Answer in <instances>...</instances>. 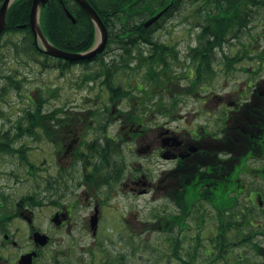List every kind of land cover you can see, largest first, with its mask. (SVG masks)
I'll return each instance as SVG.
<instances>
[{
  "label": "flooded vegetation",
  "instance_id": "1",
  "mask_svg": "<svg viewBox=\"0 0 264 264\" xmlns=\"http://www.w3.org/2000/svg\"><path fill=\"white\" fill-rule=\"evenodd\" d=\"M173 2H167L157 12L164 7L167 11ZM255 60L256 64L244 60L237 64L242 67L246 62L247 69L238 70L241 80L236 91L240 93L229 101L232 112L226 106L227 95L220 94L225 99L219 97L220 102L214 104L213 110H193L190 119H181L180 111L173 112L170 119L169 114L155 110L148 118L132 125L124 117L130 106L126 99L110 103V95L106 94L108 103L103 109H83L82 103L76 102L54 105L52 101L59 97L58 88L44 91L34 85L31 90L35 88L36 92L32 93L25 88L29 77L16 69L15 77L21 85L12 86V90L27 103L8 124L2 117L6 113L0 110L4 114L0 115L3 120L0 124V264H20L22 259L31 264H97L94 238L104 225L110 224V197L118 194L117 189L135 197L151 194L168 199L196 178L199 180L195 183L202 181L205 194L200 196L206 204L207 222L215 212V207L206 200L210 197V186L211 196L217 192L221 195L220 214L225 224L222 252L212 254L211 240L207 237L202 243L203 253L199 248L196 257L186 254L187 247L193 251L197 244L182 245L179 250L185 254H180V258L170 255L164 264H264L263 129L255 118L251 128L242 124L236 127L239 130L236 132L238 156L234 160L228 156L231 152L226 151L223 141L233 111L237 112L236 122L240 123L245 121L249 108L255 107L254 112L258 113L260 99L264 96V55L261 71L256 69L258 58ZM254 70L256 73H252ZM244 73L248 75L245 79ZM203 114L206 120L199 117ZM188 120L191 121L186 124ZM115 124L117 127L113 128ZM213 130L217 135L212 134ZM148 131L151 136H147ZM248 138L249 148L244 149L243 142ZM37 143L49 147L48 156L38 161L29 158ZM115 145L122 150L124 164L117 182L110 181V150ZM50 148H53L55 161L63 160L54 174ZM200 150L209 157L216 151L221 167L218 191L215 182L209 185L200 176L188 177ZM141 154L170 164L152 174L146 163L130 160ZM151 162L149 159V164ZM182 177H188L183 184ZM229 214L234 229L230 234L234 233L235 237L228 241ZM88 236L93 238L89 244ZM75 246H80V255ZM84 252L89 253L88 258L83 257Z\"/></svg>",
  "mask_w": 264,
  "mask_h": 264
},
{
  "label": "trees",
  "instance_id": "2",
  "mask_svg": "<svg viewBox=\"0 0 264 264\" xmlns=\"http://www.w3.org/2000/svg\"><path fill=\"white\" fill-rule=\"evenodd\" d=\"M2 1L0 0V5ZM88 1L97 11L108 30L107 47L112 43L116 45L115 49L118 50L113 52L114 55L110 57V61L103 57L104 53H101L90 60L67 61L58 58L55 63L52 62L50 59L52 57L38 50L34 44L29 27L31 0H15L9 6L6 13V28L0 39V61L3 60V46H7L6 49L13 58L22 59L24 63H39L43 68L50 67L51 64L59 68L61 72L74 64L87 66L90 62H96L99 65L98 69L87 75V78H100V84L110 95V103L119 99L128 100L130 106L127 107L128 113H125L124 117L130 125L135 121L139 122L140 119L148 118L151 112L155 110L169 114L167 118L171 119L170 115L179 111L177 106L186 95H193L201 102L203 101V106L195 110L210 109V103L215 104L220 102V98L221 100L225 99L215 91H211L210 95V89L207 90L217 74L216 68L220 65H222L225 75L240 69H247L245 67L246 62L243 63L242 67H237V64L242 60L252 61L256 64L257 60L254 61V59L258 58L259 63L256 69L261 71L263 68L261 61L264 55V45H260L255 35L253 36L252 33L249 35V27L251 21L256 18L263 17L264 20V0ZM171 1L173 3L163 16L150 26H144V22L148 18ZM183 4H187L185 6L191 9L187 16L194 19L191 22V27L197 30L196 42L194 45L189 44L184 54V60H190L188 64L180 61V51L177 50L176 44H168L158 34H155L157 30L164 27L167 18L180 16V8ZM65 8L74 16V22L67 17ZM176 10L178 14H176ZM239 11L240 13H238ZM39 23L46 38L54 46L61 49L74 52L84 51L89 49L95 40V29L91 19L74 0H47L40 7ZM19 33L21 36L3 40L5 34L16 35ZM245 35H249L251 41L245 42L246 44L242 41L243 49L239 53L233 57L224 53L225 46L233 44L234 39L241 41ZM262 36H264V32H259L257 35L258 38ZM259 46H261L260 49ZM40 55L44 57L43 60H40ZM250 64L252 63L250 62ZM175 65L178 67L185 65V70L180 73L175 69ZM122 70H129L133 74L138 73L141 77L134 79V83L130 82L129 88H126L121 82H114V76ZM253 72L256 73V70ZM127 74L130 75L131 73ZM0 76L3 79L1 96L9 92L12 86L20 87L21 85L20 81L16 80L13 69L11 71L4 70ZM234 90L236 94L240 93V91ZM210 97L212 100L208 101L207 99ZM232 97L234 98V96L227 94L225 99L229 111L233 110L229 105V101L233 100ZM260 100L257 108L258 113L254 112L255 107L249 108L245 121L240 123L236 122L238 114L233 111V115L227 123L226 140L223 141L226 142V151L231 152L228 156L232 160L238 156V134H236L239 132L236 128L238 125L242 124L244 127L251 128L255 118L259 122L257 125L262 127L264 133V96ZM135 109L138 111L135 112ZM214 133L217 135V131L213 130L212 134ZM249 134L250 132L247 133V135ZM249 139L244 140V149L249 148ZM112 147L113 149L110 150V181L117 182L122 175L124 166L123 154L117 145ZM215 152L213 151L209 157L207 152L198 151L197 160L191 164L193 167L188 177L200 176V179H204L209 185L215 182L218 191L221 188L219 179L221 167H219L218 162L220 161ZM188 177H182L180 182L183 184ZM198 180L196 178L190 184L183 185L182 191H176L175 196L169 197L173 208L163 215H160L159 211L153 212L155 219L148 226L149 229L156 226L168 236L171 255L178 258H180V254H185V252L196 257L200 253L199 248L203 247L200 242L207 237L211 240V253L218 255L222 252L225 224L222 213L220 214L221 195L217 192L211 196L212 185L210 186L208 191L210 197H207L206 200L215 207V212L211 214V219L207 222L206 204L200 196V194L205 193L202 190V181L195 183ZM231 223H233V219L229 214L226 223L228 241L230 237L231 239L235 237L234 233L230 234L231 229V232L234 231ZM190 229L193 232L189 240H186V237H181L182 230L188 231ZM192 235H195V244H197L195 249L192 251L187 247L185 252L179 250L182 245L191 244ZM116 262L117 264H129L127 256L124 254L117 256Z\"/></svg>",
  "mask_w": 264,
  "mask_h": 264
},
{
  "label": "rangeland",
  "instance_id": "3",
  "mask_svg": "<svg viewBox=\"0 0 264 264\" xmlns=\"http://www.w3.org/2000/svg\"><path fill=\"white\" fill-rule=\"evenodd\" d=\"M180 10L179 17L167 18L164 22V27L157 30L155 34H158L159 37L168 44H176L177 48L180 50V61H184L185 64H188L190 63V60H184V54L186 53L188 45H193L196 42L195 34L197 30L191 27V22H193L194 19L187 16L191 9L183 5ZM259 32H264L263 17L251 21L249 35L252 33V35H255L256 39H258L260 45H264V36L260 38L257 37ZM249 35H245L244 39H241V41L234 39L233 44L225 46L223 50L224 53L230 57L235 56L243 49L241 44L242 41H244V43L251 41ZM18 36H21V34H5L3 40L9 38L13 39ZM115 47L116 45L112 43L107 47L103 56L106 60L110 61V57L114 55L113 52L118 51ZM6 48L7 46H3V60L0 65L1 73H4V70L11 71L13 68L21 69L30 79L28 80L29 82L25 83V88L29 91L34 85H40L41 89L44 91L58 88L56 93L59 97L52 101L54 105H60L64 102H76L82 103L83 109H103L104 105L108 103L106 96L107 91L104 88L101 90L100 85L98 84L100 80H87V75L92 74V72L94 73L98 69V63L90 62L87 66L81 64L73 65V67L65 71L64 75H60L57 70L41 68L38 63L33 64L29 62V65L24 64L22 59L13 58ZM43 58L44 57L40 55V60H43ZM52 61H55V59ZM175 66V69L180 73L185 70V65H181L180 67L177 65ZM216 70L217 74L210 86V95L211 91H215L218 94H229L236 98L234 89H236L237 84L241 80H239V72L233 71L228 75H225L222 65L218 66ZM127 73L131 74L129 75ZM140 77L141 75L138 73L133 74V72H130L129 70H122V72H118L114 76V82H121L124 87L129 88V83H134L133 80L139 79ZM247 77L248 75L244 73L243 79ZM85 78L87 79L85 80ZM1 85L2 82L0 79V87ZM1 90L2 88H0V92ZM31 92L35 93L36 89L34 88ZM97 96H99V98H97ZM94 100H97V102L94 103ZM202 102L193 95H186L183 102L179 103L177 106L180 110L181 119H190L191 115H193L192 111L203 106ZM26 103L27 100L17 96L13 90L2 96L0 95V110H3L6 113V115L0 113L1 116L4 115L2 116L4 118V123L8 124L7 121H13L17 113L21 112V108L25 107ZM209 105L210 109L213 110L216 104L214 105L210 103ZM199 117L206 120V115L204 114ZM180 121L182 122V120ZM189 121L191 120H188L186 124H189ZM1 122H3V120L0 119V124ZM171 125H175V123H172ZM115 127H117L116 124L113 128ZM151 135L152 133L148 131L147 136ZM35 145L33 149L34 152H30L29 158L31 160L38 161V158L48 156V146H44L42 143H37ZM37 145L40 146V149L37 148ZM127 158L130 159V156L128 155ZM149 159L152 160L150 164ZM149 159L141 154L140 156L134 155L130 160L142 165L146 163V165H149L152 174L159 172L161 167L165 168L170 164V162L159 159L158 157H152ZM59 164H63V160L60 162L55 161L53 148H50V165L53 174L54 172L56 173ZM117 190L118 194L114 197H110V224L104 225L100 233L94 238L97 242L95 247L94 245L92 246L94 247L93 251L96 256L95 262L97 264H105L108 261L110 264H117L116 257L124 254L127 256L129 264H164L163 261L166 263V260L171 255L169 239H167L168 236L156 226H154L153 229H149L148 226H150L151 221L155 219L153 212H156L157 209L160 210L159 205H164L167 201L163 198L159 199V197L153 198L151 194L135 197L128 193L127 195L126 193L122 194L123 192L120 189ZM171 208L172 206L170 205L167 211ZM167 211L162 210L160 211V214L162 215ZM211 228L213 229V227ZM192 232L193 230L191 229L188 231L182 230L181 237H186V240H189ZM194 236L195 235H192L191 243L195 244L196 241ZM92 239L91 236H88L87 243L89 244ZM203 242L204 241H201L200 243L202 244ZM79 248L80 246L74 247L78 254ZM201 253H203V251ZM82 255L84 258L89 257V253L87 252H84Z\"/></svg>",
  "mask_w": 264,
  "mask_h": 264
},
{
  "label": "water",
  "instance_id": "4",
  "mask_svg": "<svg viewBox=\"0 0 264 264\" xmlns=\"http://www.w3.org/2000/svg\"><path fill=\"white\" fill-rule=\"evenodd\" d=\"M13 1L14 0H3L0 5V36L2 31L6 27V13L8 7ZM75 1L84 9V11L88 14V16L90 17V19L94 24L95 32H96V40L94 44L88 50L78 51V52H71L54 46L45 37L39 24V10L40 7L44 5L45 2H47V0H31L29 25L31 32L33 34L34 43L39 50L55 57L63 58L69 61H76V60L91 59L105 48L108 39V32L100 16L97 14V12L93 9V7L90 5V3L87 0H75ZM164 10L165 9H163L155 16L148 19L144 23L145 26H149L156 19H158ZM65 13L72 21H74V17L67 9H65ZM27 262L28 261L22 259L20 261V264H31L30 261L29 263Z\"/></svg>",
  "mask_w": 264,
  "mask_h": 264
}]
</instances>
